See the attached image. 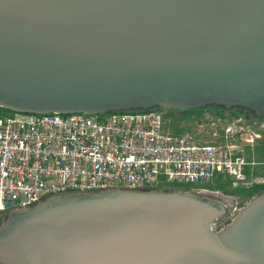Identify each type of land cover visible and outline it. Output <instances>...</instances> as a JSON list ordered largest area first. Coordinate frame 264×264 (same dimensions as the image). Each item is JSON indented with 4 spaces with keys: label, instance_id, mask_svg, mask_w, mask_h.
I'll use <instances>...</instances> for the list:
<instances>
[{
    "label": "water",
    "instance_id": "95a60500",
    "mask_svg": "<svg viewBox=\"0 0 264 264\" xmlns=\"http://www.w3.org/2000/svg\"><path fill=\"white\" fill-rule=\"evenodd\" d=\"M240 108L264 120V0H0V108L34 115ZM35 205L3 264H264V193L223 209L164 190ZM156 192L166 196H147ZM56 196V195H53ZM52 197V196H50ZM202 197V198H201Z\"/></svg>",
    "mask_w": 264,
    "mask_h": 264
},
{
    "label": "built area",
    "instance_id": "2783aa9c",
    "mask_svg": "<svg viewBox=\"0 0 264 264\" xmlns=\"http://www.w3.org/2000/svg\"><path fill=\"white\" fill-rule=\"evenodd\" d=\"M0 108V215L69 192L156 190L213 182L229 190L264 186L262 163L245 149L264 123L245 117H202L198 131L162 132V110L34 115ZM202 133L210 138L202 142ZM217 140L221 141L218 143ZM200 186V187H199ZM197 196L206 195L200 190ZM195 195V194H193Z\"/></svg>",
    "mask_w": 264,
    "mask_h": 264
},
{
    "label": "rangeland",
    "instance_id": "374dc122",
    "mask_svg": "<svg viewBox=\"0 0 264 264\" xmlns=\"http://www.w3.org/2000/svg\"><path fill=\"white\" fill-rule=\"evenodd\" d=\"M3 112H8L7 110ZM165 116V125L162 128V132L170 134H183L187 132L198 131L195 123H198V119L202 117L208 119H215L217 116H223L225 113L218 111L216 108H208L199 111H188L179 112L175 110H162ZM235 113H240L241 115H235ZM246 114L249 115L251 121H256L254 116L250 112L233 110L228 112L229 118L234 117H245ZM227 115V114H225ZM258 123H264V120H257ZM261 135V139L258 140L253 149H245V155L247 159L251 161L257 158L262 165H258L255 168V175L260 176L264 179V129L258 130ZM210 138L202 133V142H209ZM218 143L221 141L217 140ZM255 157V158H254ZM200 187V186H199ZM198 187L195 185L187 184H173L164 185L157 191L164 190L165 192H181L199 195L200 190L207 191L206 195L202 196L208 200L214 201L220 205L223 209L222 217L214 220L211 225V231L213 233H225L227 228H229L235 219L243 212L247 204L254 198L264 193V186L256 187L250 190H229L228 185L221 182H213L207 186L200 187V190H196ZM201 197V198H202ZM8 220V217H0V228ZM0 264H3L0 262Z\"/></svg>",
    "mask_w": 264,
    "mask_h": 264
},
{
    "label": "bare ground",
    "instance_id": "6f19581e",
    "mask_svg": "<svg viewBox=\"0 0 264 264\" xmlns=\"http://www.w3.org/2000/svg\"><path fill=\"white\" fill-rule=\"evenodd\" d=\"M125 194L127 195H138V193H120V192H103L101 193L100 195H85V194H64V195H56V196H52V197H49V199L44 202V203H41L40 205L41 206H54V205H65V204H68L70 202H77V201H81V199H89L90 198H105L107 196H125ZM147 196H166L162 193H156V192H152V193H149L147 194ZM30 211L29 210H26V211H15V212H12L10 215H9V219L10 220H13L15 218H18V217H22L23 215H26L28 214ZM6 225H7V222H6Z\"/></svg>",
    "mask_w": 264,
    "mask_h": 264
},
{
    "label": "trees",
    "instance_id": "16d2710c",
    "mask_svg": "<svg viewBox=\"0 0 264 264\" xmlns=\"http://www.w3.org/2000/svg\"><path fill=\"white\" fill-rule=\"evenodd\" d=\"M210 108H216L218 111L220 110L221 112H224V111H225V110H224L223 108H221V107H215V106H213V107H210ZM207 109H208V108H207ZM233 110L250 112V111H248V110H244V109H240V108H236V109H233ZM233 110H231V111H233ZM231 111H229V112H231ZM250 114H252V115L254 116V118L257 119V118L255 117V115H254L252 112H250ZM235 115H241V114H240V113H235ZM245 118H246V119H250V117H249L248 114H246Z\"/></svg>",
    "mask_w": 264,
    "mask_h": 264
},
{
    "label": "flooded vegetation",
    "instance_id": "af4514ba",
    "mask_svg": "<svg viewBox=\"0 0 264 264\" xmlns=\"http://www.w3.org/2000/svg\"><path fill=\"white\" fill-rule=\"evenodd\" d=\"M0 217H8V214H2V215H0ZM0 223H1V221H0Z\"/></svg>",
    "mask_w": 264,
    "mask_h": 264
}]
</instances>
